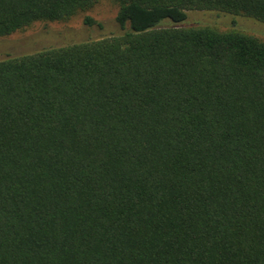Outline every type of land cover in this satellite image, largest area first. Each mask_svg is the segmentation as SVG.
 Masks as SVG:
<instances>
[{
  "label": "trees",
  "instance_id": "trees-1",
  "mask_svg": "<svg viewBox=\"0 0 264 264\" xmlns=\"http://www.w3.org/2000/svg\"><path fill=\"white\" fill-rule=\"evenodd\" d=\"M99 1L0 0V39ZM116 2L122 36L0 59V264H264V41L181 26L264 0Z\"/></svg>",
  "mask_w": 264,
  "mask_h": 264
},
{
  "label": "rangeland",
  "instance_id": "rangeland-1",
  "mask_svg": "<svg viewBox=\"0 0 264 264\" xmlns=\"http://www.w3.org/2000/svg\"><path fill=\"white\" fill-rule=\"evenodd\" d=\"M119 5L116 0H100L92 8L78 12L68 20L38 22L32 26L0 39V59L35 53L51 48L98 41L122 36L116 21ZM185 27L211 26L218 30H238L252 34L264 41V23L253 18L214 11H188ZM87 17L96 21L85 24ZM167 23L162 21L161 24ZM100 24L101 26H99Z\"/></svg>",
  "mask_w": 264,
  "mask_h": 264
}]
</instances>
